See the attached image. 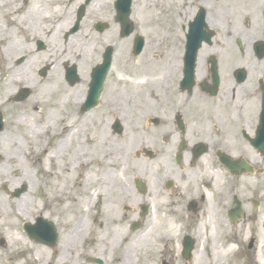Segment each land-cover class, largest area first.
Returning <instances> with one entry per match:
<instances>
[{
	"label": "flooded vegetation",
	"instance_id": "obj_1",
	"mask_svg": "<svg viewBox=\"0 0 264 264\" xmlns=\"http://www.w3.org/2000/svg\"><path fill=\"white\" fill-rule=\"evenodd\" d=\"M64 1L35 0L69 6L63 16L39 19L64 44L87 26L89 52L47 60L37 56L47 41L23 34L22 53L0 62V264H207L203 257L264 264V241L240 228L261 217L248 179L263 173L256 161L264 156L250 140L264 112V0ZM28 123L42 124L41 148L29 143L27 151L42 150L46 159L34 174L17 169L18 155L6 146L14 128ZM69 124L87 145L74 157H65L69 140L49 144ZM128 134L137 146L121 147V158L130 159L118 171L141 162L126 169L130 183L121 177V211L114 213L104 205L110 191L88 189L85 178L74 186L96 141L106 140L109 156L112 138L123 143ZM240 159L254 172H241ZM24 197L32 205L21 208L16 200ZM164 221L177 232H152Z\"/></svg>",
	"mask_w": 264,
	"mask_h": 264
},
{
	"label": "rangeland",
	"instance_id": "obj_2",
	"mask_svg": "<svg viewBox=\"0 0 264 264\" xmlns=\"http://www.w3.org/2000/svg\"><path fill=\"white\" fill-rule=\"evenodd\" d=\"M61 1L65 2L64 0H61ZM75 1L76 0H74L73 3H75ZM34 4H35V0H27L26 5L23 3L22 0H17L16 3L15 1L10 3V5L8 3L3 10L0 9V62H2V60H5L9 56L13 57V56L20 55L22 53V51L24 50V47L27 45V42H25L22 38L23 34H28L29 41H32V37H37V36H40L44 40L47 41L48 43L47 50L42 53L40 52L37 55V56L39 55L44 56L47 60L58 61L61 58L64 59L68 56L78 55L79 54L78 50H86V52H89L90 38L88 37V35L90 33V29L87 26H84V28L80 30L76 35H74L68 43L64 44L61 42V33L57 30H54L53 32H51L49 29V26L51 24L47 23L44 20L39 19V15L45 12L50 13V14L54 13V15L57 17L63 16L62 12L65 9L69 8V6H67L66 4L64 5L59 4L57 6L58 9H53L48 4L39 5V6L34 5ZM91 16L92 15L89 14L87 18H90ZM15 22L16 24L13 25V23ZM20 25H28L29 28H31L32 32H30L27 28L25 29L26 32L20 31L19 28L23 30ZM17 26H19V28ZM11 40L16 43V46H18L17 51L13 50L12 48H9L10 47L9 43ZM63 45H67L66 46L67 48L63 47ZM58 50H60L59 53L57 52ZM70 53H75V54L69 55ZM84 68H85V65H82V69ZM47 86L48 84L46 82L45 85L41 86L40 91H45ZM59 93L63 94L62 91H59ZM62 107H66V106L61 105L60 109ZM99 114L100 113L98 111L95 114V116L91 118V120L97 121ZM101 117L102 118L105 117L104 114L101 115ZM85 120L87 121L85 124L86 127L90 126L88 117ZM103 122H106V119H104ZM40 126H42V124L28 123L26 125H23L22 127H15L14 130L12 131L14 134V137H13L14 140L8 141L6 146L9 151L11 152L13 151L15 152V154L18 155V158L16 159V165H15L17 169L24 167L30 170L32 174H34L36 172L35 169L38 170L45 164L46 159H44L43 161L40 159L43 157L42 150H41V153L38 152L39 150L32 151L33 152L32 154L27 153L29 143H32L31 144L32 146H39L41 148L42 142H40L39 140L41 135L38 133V131L40 132ZM48 127L50 129H53L54 131H57L58 129V126L56 127L48 126ZM87 131H90V127L87 129ZM55 136L56 138L52 137L49 139L50 145H53L55 141L57 142L59 140V136L56 134ZM77 137H78V134H75L71 138L70 142H67L65 144L63 143V148L65 149V151H68L65 157H67L70 152L72 153L71 157H74V152L76 151L77 147L81 148L85 146V149L87 148V145L83 144L80 139L78 142H76ZM131 137H132L131 134L124 136L121 139L123 143H120V140L118 138H112V140L115 142L114 148L119 151L120 157H121V147L123 148V151L125 150L126 147H128L129 151H132L134 149L132 147H134L135 145L137 146V143L135 144L134 140L127 141ZM29 139L31 141H29ZM101 152H104V150ZM23 154L26 155V160L23 158L22 156ZM89 157L85 158V161H88L89 169H86V165H83L85 163L79 164V166H83V167L81 168L80 174L78 176L76 173V176L79 182L77 183V185L74 186V189L76 190L78 186L81 187V184L84 178H87L88 176H90L92 177V180L96 179L97 181L96 183L91 184L94 189H97L98 192H101L102 190H104L106 193H108L110 191L109 195L104 197V205L108 209L113 210L114 213L120 212L121 211L120 203L122 201V198H120L119 190L121 188V184L119 185L114 184L113 186L114 189H112L110 183H108L105 180L106 176H111L112 173L111 171H108L109 168L106 167V165H104L103 162L99 160L101 157V153H100V150L98 149V146L96 148L94 146V152L90 153ZM132 162H141V160L139 161H136L133 159L130 160V163L122 165L121 167L122 169L123 167H126V168L121 174H118V177L120 179L122 177L123 180L126 179L127 183H130L131 175L129 173V170H126V169L127 168L130 169ZM256 164H261L260 166L262 167L261 169L263 170V173L258 176L252 177L248 180L251 181V184H250L251 192L260 201L256 212L261 217L258 219V222L256 224L246 223L245 225H243L241 223L240 228L242 226H245L246 232H248L249 230H251L252 233L256 232L257 235L259 236V241L263 242L264 241V221H263L264 220L263 219L264 218V160H257ZM70 173L74 174L73 177H75V168L71 169L69 174ZM69 181H74V179L69 180ZM104 183L105 184L108 183V184L104 185ZM70 184L71 182H64L63 188L70 189L71 188ZM242 189L245 190L244 187H242ZM37 200H38V197L31 198V201H33L34 205L39 204V203L36 204ZM63 200L64 201L68 200V197L66 196L65 198H63ZM25 201H26L25 197L22 198V200H19V199L16 200L17 204H19L21 208L27 207V206L29 207L30 205H32V204L24 205L26 203ZM153 225L155 227H153L152 232H156L159 228L162 229L163 232L168 231L173 234L177 232L175 230L176 225H173L172 222H169V221L160 222L159 224L155 223ZM133 246H135V244ZM202 261L204 263L207 262V264H215V261L210 260L209 257L207 261H205V258L203 257ZM148 263H149L148 260L143 259V264H148ZM176 263L179 264V260H177Z\"/></svg>",
	"mask_w": 264,
	"mask_h": 264
},
{
	"label": "bare ground",
	"instance_id": "obj_3",
	"mask_svg": "<svg viewBox=\"0 0 264 264\" xmlns=\"http://www.w3.org/2000/svg\"><path fill=\"white\" fill-rule=\"evenodd\" d=\"M12 0H0V9L3 10L5 8V6L10 3ZM14 41H10L9 45L10 47L9 48H13L14 46ZM16 44V43H15ZM75 126L73 124H69L68 126H62L61 128V137L59 139L58 142L62 143V142H65L66 140H69L71 141V138L77 134V133H80L81 132V129H75L74 128ZM65 128H68V130L65 131ZM59 143V144H60ZM98 146V149L100 150V153H101V157H100V161L103 162L106 167H110L112 168V170H108V171H113L111 176H108L105 178V180L107 181H111V185L114 186V184H121V179L118 177V174H121L120 171H118L119 167L121 166V164L126 160L130 159V158H121L118 154V150L114 148V145H112L111 149H110V155L107 156V147H108V144L106 143V140L103 138V139H100L98 141L95 142V148ZM104 152H101L103 151ZM79 159L83 158L84 156V152L83 150H80L79 151V154H78ZM89 156V155H87ZM86 156V157H87ZM85 157V158H86ZM86 165V164H85ZM93 180L90 176H88L87 178H85L83 184L86 186H88V189L90 188V184H92ZM93 196V194L90 195V198Z\"/></svg>",
	"mask_w": 264,
	"mask_h": 264
},
{
	"label": "water",
	"instance_id": "obj_4",
	"mask_svg": "<svg viewBox=\"0 0 264 264\" xmlns=\"http://www.w3.org/2000/svg\"><path fill=\"white\" fill-rule=\"evenodd\" d=\"M260 147H261L262 150H264V137L262 139V143L260 144Z\"/></svg>",
	"mask_w": 264,
	"mask_h": 264
}]
</instances>
